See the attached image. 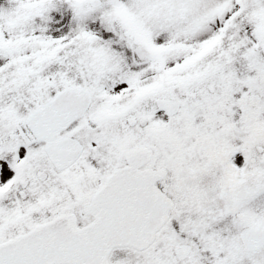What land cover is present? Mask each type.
<instances>
[{
	"label": "snow or ice",
	"instance_id": "obj_1",
	"mask_svg": "<svg viewBox=\"0 0 264 264\" xmlns=\"http://www.w3.org/2000/svg\"><path fill=\"white\" fill-rule=\"evenodd\" d=\"M0 264H264V0H0Z\"/></svg>",
	"mask_w": 264,
	"mask_h": 264
}]
</instances>
